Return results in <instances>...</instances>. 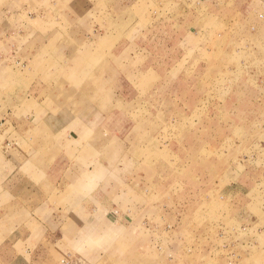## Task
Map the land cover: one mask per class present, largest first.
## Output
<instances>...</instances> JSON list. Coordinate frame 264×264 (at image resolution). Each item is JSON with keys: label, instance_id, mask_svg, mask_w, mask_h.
Segmentation results:
<instances>
[{"label": "rangeland", "instance_id": "374dc122", "mask_svg": "<svg viewBox=\"0 0 264 264\" xmlns=\"http://www.w3.org/2000/svg\"><path fill=\"white\" fill-rule=\"evenodd\" d=\"M42 145L0 264H264V0H0L1 191Z\"/></svg>", "mask_w": 264, "mask_h": 264}, {"label": "crops", "instance_id": "0c3cea01", "mask_svg": "<svg viewBox=\"0 0 264 264\" xmlns=\"http://www.w3.org/2000/svg\"><path fill=\"white\" fill-rule=\"evenodd\" d=\"M101 99H102V97H101ZM96 100H98V99H96ZM94 108H95L94 113H95L96 117H100V115L97 116L99 114L98 106L94 105ZM105 110L106 109H103V111H105ZM104 113L105 112H103V114ZM83 121H85V120L82 118V120H79L77 124H82L81 126L83 127V123H84ZM100 121H102V120L100 119ZM86 125H88V123H86ZM104 130H105V128L102 129V124H99L98 127L95 129L94 133H96L97 136L99 135L101 137V135H103ZM37 151H38V149H37ZM41 152H42V153H40L41 158L39 160L33 161V162H28L29 161V159H28L26 161L28 163H31V166H30L31 171H28L25 174L19 173V172H15L13 174L12 173L6 174L7 177L3 180V181H5V180L6 181H5V183L2 184V186L5 187V189L3 191L0 190V194L8 193V195L12 196L13 199H12V202L9 204V207H7V208H4V207L1 208L0 207V212L12 211V209L14 208V205L15 204L18 205L19 201L14 199L15 195L23 196L20 199V204L23 206L24 205L26 206V208L25 207H23V208L16 207V208H14L15 211H17V210L35 211V210H37V208H40L42 206V203L44 202V198L46 196L44 194L43 185H44V183L49 181V179L51 178V174H49L50 173L49 172L50 171V168H49V161L50 160L48 157V152H46L44 150L43 145L41 146ZM63 164H65V163H63ZM67 164L70 165L69 162H67ZM60 168L62 169L63 166H61ZM61 169H59V170L61 171ZM71 178H69V179H71ZM0 216H2V215H0ZM2 219L5 220L3 224H0V226H3V228H13V227L25 228V226H26L25 222L23 224H21V226H19V224H18L19 222L17 220H11L12 218L9 214L2 216ZM0 242H2L4 244L7 243L6 240H0ZM18 242L19 241L17 239L14 240L13 242L10 241L8 247H6V249L9 250V252H10V255L7 256V258L12 260V261H17L18 259H26V257L23 254H19L17 249H15L16 248L15 245Z\"/></svg>", "mask_w": 264, "mask_h": 264}]
</instances>
